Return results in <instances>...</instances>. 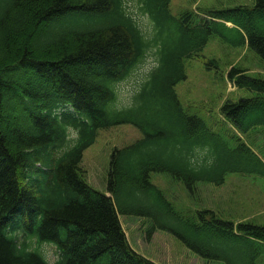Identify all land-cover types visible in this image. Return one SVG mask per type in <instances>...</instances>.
<instances>
[{"label": "trees", "instance_id": "obj_1", "mask_svg": "<svg viewBox=\"0 0 264 264\" xmlns=\"http://www.w3.org/2000/svg\"><path fill=\"white\" fill-rule=\"evenodd\" d=\"M170 2L0 0V264H157L130 247L119 215L147 219L148 239L168 231L218 264H264V225L183 212L151 180L166 174L193 197L199 184L221 185L229 173L264 177L263 159L238 134L264 126V78L229 69L251 94L220 107L233 131L211 129L175 90L185 60L213 34L264 62V0L203 17L174 15ZM150 55L153 66L117 107L116 83ZM119 124L141 137L112 151L106 194L86 183L79 164L98 131ZM31 239L54 243L57 259Z\"/></svg>", "mask_w": 264, "mask_h": 264}, {"label": "rangeland", "instance_id": "obj_2", "mask_svg": "<svg viewBox=\"0 0 264 264\" xmlns=\"http://www.w3.org/2000/svg\"><path fill=\"white\" fill-rule=\"evenodd\" d=\"M129 4L133 9H137L134 2ZM245 4L252 5L253 0H171L169 8L174 15L192 11L203 17L208 9ZM133 13L142 29L150 32L152 26L149 19L138 15L136 11ZM151 66L153 59L150 55L129 77L116 83L117 107L128 104L132 92ZM231 67L245 69L247 75L264 78V62L253 49H249L246 45L234 46L213 34L199 55L185 60L186 78L175 86L183 108L187 112L201 115L208 126L216 131L223 129L233 131L231 124L221 114V105L251 95L247 89L235 86L234 80L228 75ZM6 120L9 124L10 120L8 118ZM5 126L7 125H3ZM238 134L264 161V154L259 152V148L264 145V126L255 127L245 134ZM70 135L73 136L71 129ZM140 137V132L130 124L100 129L95 142L84 150L79 164L80 174L86 183L96 190L109 194L106 192V178L110 169L112 151ZM62 151L63 149L55 152L54 155ZM151 180L163 191L167 199L183 212L194 214L196 211L208 209L235 224L250 221L264 225L263 176L229 173L221 185L199 184L193 197L189 196L181 182L172 180L166 174H152ZM119 220L130 247L157 264L219 263L195 254L168 231L157 229L148 239L147 219L133 215H119ZM20 238H23L22 234ZM29 241L32 247L39 248L49 262L57 259L58 253L54 243L42 242L38 245L35 239Z\"/></svg>", "mask_w": 264, "mask_h": 264}, {"label": "clouds", "instance_id": "obj_3", "mask_svg": "<svg viewBox=\"0 0 264 264\" xmlns=\"http://www.w3.org/2000/svg\"><path fill=\"white\" fill-rule=\"evenodd\" d=\"M212 162H213V161L210 159V160H209V164H211Z\"/></svg>", "mask_w": 264, "mask_h": 264}]
</instances>
